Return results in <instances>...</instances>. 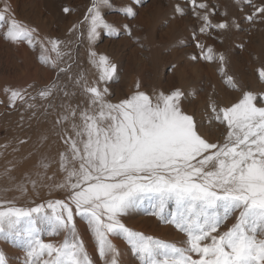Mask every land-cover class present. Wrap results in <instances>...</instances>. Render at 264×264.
<instances>
[{
  "label": "snow or ice",
  "instance_id": "1",
  "mask_svg": "<svg viewBox=\"0 0 264 264\" xmlns=\"http://www.w3.org/2000/svg\"><path fill=\"white\" fill-rule=\"evenodd\" d=\"M0 3V38L17 45L26 42L34 50L39 47L41 63L58 69V76L68 73L71 65L60 67L65 55L63 42L42 36L37 28L17 19L9 0ZM141 3L130 0L119 11L135 19V5ZM187 3L201 21L202 34L239 27L227 19L213 23L207 3ZM236 3L241 11L250 7L246 20L264 22V3ZM112 8V0H92L82 22L87 26L90 45L95 44L101 30L109 37H119L121 31L133 36L128 25L118 28L105 19L104 10ZM69 11L64 8V12ZM174 11L180 16L186 14L179 2ZM77 27L74 25L72 31ZM193 39L200 55L191 59H218L225 83L239 90L226 72L224 55L217 56L212 47L206 48L195 33ZM89 56L99 73L98 80L89 82L81 74L75 81L87 107L78 112L79 106L61 104L63 111L53 121L64 145L55 161L60 178L48 174L54 161L43 154L34 166L39 169L34 175L16 182L9 170L5 172L13 182L6 192L27 196L31 185L37 195L43 187L49 196L53 191H63L66 197L21 207L17 198L0 196V240L10 241L25 252L23 264H95L78 231L79 217L94 240L100 264H121V251L114 238L126 242L139 264H264V93L258 96L244 91L230 106L218 107L212 102L208 123L224 126L225 135L222 143L210 142L194 117L183 110L181 89L167 93L154 90L149 95L137 81L128 98L114 103L106 98L109 90L100 82L114 78L116 65L91 48ZM259 76L264 80V69ZM56 90V84L45 86L38 95L50 101ZM26 91L5 89L10 105L15 107L20 101L34 109L36 105L28 103ZM48 107L55 106L49 103ZM40 140L46 142L48 136L41 133ZM141 208L173 226L184 239L167 241L128 227L122 217ZM230 220L234 223L229 225ZM45 235H63L64 239L60 243L45 241ZM0 264H8L3 251Z\"/></svg>",
  "mask_w": 264,
  "mask_h": 264
},
{
  "label": "rangeland",
  "instance_id": "2",
  "mask_svg": "<svg viewBox=\"0 0 264 264\" xmlns=\"http://www.w3.org/2000/svg\"><path fill=\"white\" fill-rule=\"evenodd\" d=\"M9 2L17 19L37 28L42 36L63 42L61 50L65 55L60 67L71 65L68 73H59L58 76V69L41 63L39 47L34 50L26 42L17 45L0 38V196L17 198V206L34 207L50 199L66 197L63 191H53L49 196L48 189L43 187L37 195L31 185L27 196H21L17 191L6 192L5 189L11 188L13 182L6 178L5 172L9 170L10 175L19 182L25 175H34L39 170L34 166L42 154L49 157L53 155L51 159L54 162L48 174L55 173L60 178L55 161L64 145L56 135L58 128H53V121L57 113L63 111L61 104H70L74 108L79 106L78 112L87 107V100L75 81L81 74L89 82L98 80L99 73L90 63V48L98 54L107 55L116 65L114 78L106 83L100 82L101 87L109 90L108 100L119 102L128 98L135 91L137 81L141 84V90L149 95L154 90L167 93L179 88L184 92L183 110L194 117L200 132L210 142L222 143L225 135L224 126L215 121L208 123L212 102L218 107L230 106L238 102L244 91H252L258 96L264 93V80L259 76V71L264 69V22L259 19L251 22L246 20L251 9L245 6L241 11L236 0H197V4L209 5L213 23L227 19L239 25L238 28L230 26L227 30L214 29L210 34L199 32L201 21L192 13V6L187 0H142L140 5H135L138 12L135 19L125 17L119 11L130 0H112L114 8L104 10L105 19L118 28L128 25L133 36L128 37L121 31L119 37H109L101 30L99 38L92 45L87 38V26L82 23L92 0ZM177 2L186 8L184 16L174 11ZM254 3L261 4L264 0H254ZM65 7L71 11L64 12ZM74 25L78 27L72 31ZM193 33L206 48L212 47L217 56L224 55L226 72L234 78L239 90L225 83L218 59L212 62L191 59L193 55H200ZM51 55L55 57V53ZM53 84L57 85V90L51 100L41 99L39 91ZM5 89H26L28 103L36 107L29 109L20 101L16 102L15 107L11 106ZM64 92L69 95L65 96ZM30 97L36 99L33 101ZM49 103L55 107H48ZM41 133L48 136L46 142L40 140ZM21 140L26 143L21 144ZM122 220L128 227L146 235L174 242L184 239L183 234L173 226L161 223L156 217L146 214L143 208L130 212ZM76 221L95 264H100L94 240L85 223L79 217ZM228 223L230 225L234 220ZM43 238L60 243L64 236L45 235ZM114 243L121 251V264H139L126 242L114 238ZM0 251L8 258V264H23L25 252L10 241L0 240Z\"/></svg>",
  "mask_w": 264,
  "mask_h": 264
},
{
  "label": "bare ground",
  "instance_id": "3",
  "mask_svg": "<svg viewBox=\"0 0 264 264\" xmlns=\"http://www.w3.org/2000/svg\"><path fill=\"white\" fill-rule=\"evenodd\" d=\"M23 51H24V50H23ZM24 52H25V51H24ZM47 75H48V74H47ZM114 103H115V102H114ZM32 148H33V147H32ZM52 156H53V155H52ZM52 156H51V157H52ZM51 157H50V158H51ZM52 158H53V157H52ZM2 160H3V159H2ZM19 165H20V164H19ZM16 166H17V165H16ZM57 166H58V165H57Z\"/></svg>",
  "mask_w": 264,
  "mask_h": 264
}]
</instances>
